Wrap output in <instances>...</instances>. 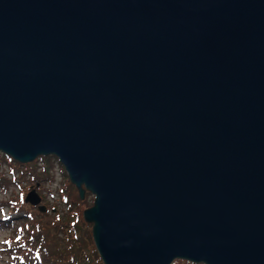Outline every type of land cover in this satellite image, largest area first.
Here are the masks:
<instances>
[{
	"label": "water",
	"instance_id": "95a60500",
	"mask_svg": "<svg viewBox=\"0 0 264 264\" xmlns=\"http://www.w3.org/2000/svg\"><path fill=\"white\" fill-rule=\"evenodd\" d=\"M0 151L94 194L104 264H264V0H0Z\"/></svg>",
	"mask_w": 264,
	"mask_h": 264
},
{
	"label": "trees",
	"instance_id": "16d2710c",
	"mask_svg": "<svg viewBox=\"0 0 264 264\" xmlns=\"http://www.w3.org/2000/svg\"><path fill=\"white\" fill-rule=\"evenodd\" d=\"M0 155L6 160L8 158L11 162L16 161L1 152ZM48 157L50 156L41 155L35 159L47 160L48 163L53 161V158ZM33 160L26 164L30 166ZM28 167L24 165L23 169L20 168L18 170H30ZM29 174L32 175L31 173ZM32 176H36V179H38L40 174ZM9 179L14 182L18 181L16 176H12ZM4 182L5 177L0 176V187ZM70 184L72 183L70 182ZM75 192L77 194L76 196H79L76 187L74 188V193ZM62 197L64 202L69 201V197L65 192ZM69 203L70 207L76 204L73 200H70ZM5 212L12 213V216L7 217ZM46 214L49 213L39 212L38 210L35 212L32 211L29 206H26L25 203L21 201L13 202L11 200L0 199V226H10L12 229L19 228L20 233L27 229L24 233V238L17 237L13 242H6L4 246L0 247V253L2 254L1 258H4L6 264H104L100 260L101 258L95 248L93 239L90 243L92 254L86 255L83 252V247L88 241L83 234V230L78 225L84 220L83 215L77 214L73 216L71 227L66 228L60 218H55L51 221V224L45 223L43 219ZM17 217H19L21 223H14ZM11 218L12 221H9ZM10 222L14 225L11 226ZM85 223L88 224L89 222L85 221ZM90 234L92 237V233ZM80 257H82V259H80ZM171 264L203 263L176 258Z\"/></svg>",
	"mask_w": 264,
	"mask_h": 264
},
{
	"label": "rangeland",
	"instance_id": "374dc122",
	"mask_svg": "<svg viewBox=\"0 0 264 264\" xmlns=\"http://www.w3.org/2000/svg\"><path fill=\"white\" fill-rule=\"evenodd\" d=\"M26 163L27 162H11L8 158L6 160L0 155V176L5 177V182L0 187V199L11 200L13 202H24L25 205L29 206L34 212L36 210L39 212H48L49 214H46L43 219L45 223L51 224V221L55 218H60L66 228L71 227L73 216L77 214H81L82 216V210L92 204L94 194L91 191L85 190L83 197L76 196V192L74 193V188L76 186L70 184L63 172V168L56 162L55 158L49 163L47 160L43 161L41 159L33 160V163L30 166ZM24 165H27V167L29 166L28 168L30 170H18L20 168L23 169ZM29 173L32 175L40 174V176L36 179V176L34 177ZM12 176H16L18 181L14 182L13 180H10L9 178ZM32 189L41 196L40 203L46 206L45 210H39L37 207L38 203L32 204L28 200H24L27 192ZM64 192L68 195L69 201L64 202L62 197L64 196ZM70 200H73L76 203L72 207H70ZM5 214L7 217L12 216V213L9 212H5ZM9 221H12V218L9 219ZM20 221L19 217H17V219L14 220V223H21ZM85 221L82 220L78 225L83 230L84 236L88 239L83 247V252L86 255H91L92 249L90 243L92 237L90 233L92 223L89 222L86 224ZM10 225L12 226L14 224H11L10 222ZM26 231L27 229L20 233L19 228L12 229L10 226H0V247L4 246L6 242H13L17 237L24 238V233ZM1 257L2 254L0 253V264H6L4 258ZM80 259H82V257H80ZM100 260L104 263L102 259Z\"/></svg>",
	"mask_w": 264,
	"mask_h": 264
},
{
	"label": "bare ground",
	"instance_id": "6f19581e",
	"mask_svg": "<svg viewBox=\"0 0 264 264\" xmlns=\"http://www.w3.org/2000/svg\"><path fill=\"white\" fill-rule=\"evenodd\" d=\"M78 192V191H77Z\"/></svg>",
	"mask_w": 264,
	"mask_h": 264
}]
</instances>
